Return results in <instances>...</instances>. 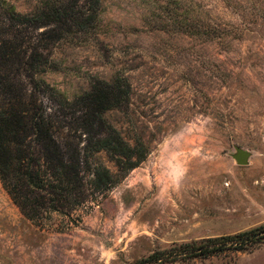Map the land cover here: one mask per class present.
Here are the masks:
<instances>
[{
    "label": "rangeland",
    "instance_id": "1",
    "mask_svg": "<svg viewBox=\"0 0 264 264\" xmlns=\"http://www.w3.org/2000/svg\"><path fill=\"white\" fill-rule=\"evenodd\" d=\"M4 1L21 14L61 12L30 33H58L43 75L57 92L127 80L128 101L104 117L147 153L67 229L56 213L33 224L0 183V264H134L264 227V0ZM60 100L42 98L48 112ZM96 159L117 169L104 153ZM159 264H264V238Z\"/></svg>",
    "mask_w": 264,
    "mask_h": 264
},
{
    "label": "trees",
    "instance_id": "2",
    "mask_svg": "<svg viewBox=\"0 0 264 264\" xmlns=\"http://www.w3.org/2000/svg\"><path fill=\"white\" fill-rule=\"evenodd\" d=\"M61 20L57 8L21 14L0 1V183L33 224L44 226V219L56 213L63 217L67 229L77 226L80 211L90 209L147 152L140 139L130 143L104 117L109 111L120 112L124 99L128 101L130 84L126 79L122 89L98 81L104 87L94 85L69 98L43 78L50 59L49 40L58 39V33L49 32L45 38L30 33ZM45 96L61 99L53 112L44 106ZM99 153L108 156L117 169L112 171L97 161ZM263 228L175 244L134 264L246 250L261 242Z\"/></svg>",
    "mask_w": 264,
    "mask_h": 264
},
{
    "label": "water",
    "instance_id": "3",
    "mask_svg": "<svg viewBox=\"0 0 264 264\" xmlns=\"http://www.w3.org/2000/svg\"><path fill=\"white\" fill-rule=\"evenodd\" d=\"M248 157L249 153L241 149H238L236 154L234 155L236 162L240 165L247 164Z\"/></svg>",
    "mask_w": 264,
    "mask_h": 264
},
{
    "label": "bare ground",
    "instance_id": "4",
    "mask_svg": "<svg viewBox=\"0 0 264 264\" xmlns=\"http://www.w3.org/2000/svg\"><path fill=\"white\" fill-rule=\"evenodd\" d=\"M194 156V155H193Z\"/></svg>",
    "mask_w": 264,
    "mask_h": 264
}]
</instances>
